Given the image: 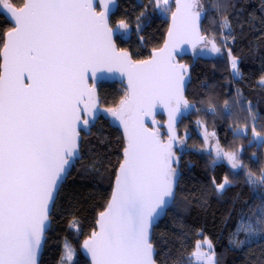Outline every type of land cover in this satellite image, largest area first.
<instances>
[{
  "label": "snow or ice",
  "instance_id": "6c2138e0",
  "mask_svg": "<svg viewBox=\"0 0 264 264\" xmlns=\"http://www.w3.org/2000/svg\"><path fill=\"white\" fill-rule=\"evenodd\" d=\"M150 2L161 11L170 10L169 0ZM112 3L25 0L17 9L8 0H0V7L16 25L5 34L0 66V264H37L50 208L66 166L78 150L77 125H88L87 120H80L79 111H88L95 102V88L89 86V78L95 80L99 70L114 68L127 75L128 95L118 108L108 110L123 126L124 159L111 199L98 213V231H92L83 247L92 264H156L149 231L159 210L174 197L175 119L182 109L194 107L184 97L187 68L176 62L175 51L184 43L195 47L200 42L210 44L212 52L221 49L214 37L208 39L201 33L204 10L200 0H175L173 26L164 47L154 50L151 59L134 61L113 39L114 30L108 21ZM98 5L102 10H97ZM222 26L230 27L227 16L222 18ZM117 28L127 30L128 24L121 20ZM228 54L233 73L239 76L238 58L230 49ZM260 83L264 86V77ZM158 104L168 110L167 141L144 122ZM232 107L224 102L227 115L233 114ZM246 107L251 116V103ZM207 110L216 112L211 104ZM247 131L245 125L234 129V134L246 135ZM251 131L254 141H264L254 123ZM211 137L215 140L210 150L214 165L226 161L230 170L246 169L238 151H225L214 132ZM204 139L207 144L209 134ZM256 180L248 173L249 184ZM230 183L225 176L215 187L222 192ZM260 183L264 184V176ZM258 231L264 232V219L255 223L251 218L247 223L242 219L237 234L244 232L246 239L235 243H249L248 238ZM204 244L210 251H199L197 244L195 260L198 264H216L211 241ZM64 250L62 264L73 256L69 243L65 242Z\"/></svg>",
  "mask_w": 264,
  "mask_h": 264
},
{
  "label": "trees",
  "instance_id": "16d2710c",
  "mask_svg": "<svg viewBox=\"0 0 264 264\" xmlns=\"http://www.w3.org/2000/svg\"><path fill=\"white\" fill-rule=\"evenodd\" d=\"M8 2L21 7L25 0ZM174 3L171 0L170 10L163 13L150 0H119L111 25L121 20L128 24L115 38L119 49L129 50L134 60L150 57L166 39ZM200 5L204 10L203 33L208 39L215 38L221 53L210 57L192 53L179 58L190 65L187 98L194 109L177 127L182 148L176 166L180 181L173 206L153 231L156 261L188 264L198 240L208 237L217 264H264V232L258 231L243 246L235 243L246 239L244 232L237 234L242 219L245 223L249 218L253 223L264 219V184L260 183L264 141H254L251 131L254 123L264 136V86L260 83L264 77V0H200ZM224 16L229 28L222 26ZM12 27L0 7V54L5 34ZM229 49L238 58L239 77L232 74ZM98 91L104 109H115L128 95L127 88L118 82L101 83ZM225 101L233 105L232 115L226 114ZM249 102L251 116L246 107ZM209 104L215 107V114L207 110ZM158 119L166 118L159 115ZM245 125L246 135L234 134V129ZM203 130L214 132L224 150L239 151L246 169L230 170L226 161L214 165L213 154L205 150ZM161 132L166 138L164 128ZM125 145L122 131L106 115H101L89 134L83 133L82 158L58 192L40 264H62L65 242L72 247L73 256L63 264H90L82 245L96 229L98 213L109 202ZM248 173L257 178L256 183L249 184ZM225 176L231 183L218 192L215 185Z\"/></svg>",
  "mask_w": 264,
  "mask_h": 264
},
{
  "label": "water",
  "instance_id": "95a60500",
  "mask_svg": "<svg viewBox=\"0 0 264 264\" xmlns=\"http://www.w3.org/2000/svg\"><path fill=\"white\" fill-rule=\"evenodd\" d=\"M118 5H119V0H113V3L110 5V11H109V14H108V21H109V26L114 30L113 39L115 41V44H116L117 48L119 49L117 41L115 40V38H116V36H118L121 33V30L117 28V25L116 26H112L111 25L112 15L115 14V12L117 11ZM174 5H175V7H174V10L172 11V13L170 15L169 26H168L169 28H168V31H167L166 36H165V38H166L165 41L168 39V35L167 34H168L169 30L173 26L172 14L175 13V11H176V3H174ZM12 6L17 8V9L23 7V6L17 7L15 5H12ZM97 10L100 11V10H102V8H100L99 5H98L97 6ZM2 11H3V13H6V16H7L8 20L13 25V27H12V29H13L16 26L13 17L3 7H2ZM203 17H204V15H202V17H201L200 26H201ZM12 29H10L9 31H11ZM9 31H7V32H9ZM201 33H202V35H204L203 30H202V26H201ZM165 41L162 44V46L157 48L156 50H159V49L163 48L164 44H165ZM5 42H6V36H5ZM203 43H205V42L197 43L195 45V47H193L191 44L184 43V44L180 45L175 51V60H176V62L179 63V64H182V65H185L186 68H187V74L185 76V84H184V93H183L184 97L187 100H188V98H187V92L188 91L187 90H188L189 84H190L191 69H190V65L188 66L185 62L181 61L179 58L183 57V56H189V54L194 53V51L197 48V46H199V44H203ZM124 50H126V49H124ZM126 51L130 53L129 50H126ZM152 55H153V52H152L151 56L146 58L145 60L151 59ZM0 56H1V65L0 66H2V64H3V49L1 51ZM131 57H132V55H131ZM134 61H140V60H134ZM104 82H110V83L118 82L120 84H123L127 88V75H126V73H121L118 69H115V68L112 71H108L107 69H101V70H99L97 72V78L95 80H93L91 77L89 78V81H88L89 86L90 87L94 86V88H95V102H94L93 105L90 106L88 111L83 110V108H81V110L79 111L80 120L81 121L87 120L88 121V125L84 126L82 123L77 125V130L79 131V136H80V139L78 141V145H79L78 146V150H77L75 156L69 161V165L66 166L67 167V171H66V173H65V175H64V177H63V179L61 181V186L59 187L58 192H59L60 188L62 187V185L65 183V180L68 177L69 173L71 172V169L73 167H75V165L77 164L78 160H80L82 158L81 144H82V141H83V133L85 132V133L89 134L91 129L93 128V126L100 119L101 115L108 116L110 118L111 122L115 126H118L120 128V130L122 131L123 137H125L122 124H120V122L117 119H115V118H113L111 116L110 112L108 111L109 109H106V108L104 109L102 107V105H101V99H100L98 87H99V85L101 83H104ZM189 103H190V101H189ZM116 108H118V106ZM193 109H194V107L193 108H189L187 110H183L182 109V111L176 116V119H175L174 130H175V134H176L177 139L175 141H173L172 151H173V153L175 154V156L177 158L176 162L173 163V168H175L177 175H176V183H175V186H174V197L168 200V203L162 209L159 210V214L154 218L153 223H152V227L150 228V231H149V238H150L151 242L153 240V234H154L153 231H154L155 226H157L160 223V221L165 217V215L169 211V208H171L173 206L174 201H175V196H176L177 189H178L177 187H178V184H179V181H180V177H179V174H178L176 166L180 162L179 152H181V150H182L180 145H178L179 136L177 134V127H178L179 122H181V120L184 117L189 116V114H191V111ZM159 115H163L166 118L165 121L159 120L158 119ZM168 119H169V117H168L167 108H165L163 105L158 104L156 106V108L153 110V114L151 116L144 117V122H145V124H146V126L148 128L157 129L159 131V133H160L161 139L164 140V141H167L168 140V135H169L168 127H167ZM153 120H155V123L152 122ZM163 128H164V131H165V133L167 135L166 138H164V136L162 135V132H161V130ZM118 168H119V166H118ZM114 187H115V181H114V185H113L112 191L114 190ZM57 197H58V195L56 196V199H57ZM110 199H111V197H110ZM110 199H109V201H110ZM54 203H55V201H54ZM54 205L55 204H53L51 206L50 211H49V220L47 222V226H46L45 232H44V239L42 241L41 248H40L39 254L37 256V264H40V262L42 260L41 257H42V254L44 252V249H45L44 246H45L46 240H47V232L51 228V222H52L51 213L53 211ZM95 230L98 231V227H96ZM153 247H154V259L156 260L157 249H156L154 244H153ZM83 252H84L85 257H87V259L89 260L90 264H92L91 256L88 253V251L86 249H84V247H83ZM156 264H158L157 261H156Z\"/></svg>",
  "mask_w": 264,
  "mask_h": 264
},
{
  "label": "rangeland",
  "instance_id": "374dc122",
  "mask_svg": "<svg viewBox=\"0 0 264 264\" xmlns=\"http://www.w3.org/2000/svg\"><path fill=\"white\" fill-rule=\"evenodd\" d=\"M170 3H171V0H169V6H170ZM161 11V10H160ZM161 12H163V13H165V11H161ZM218 47V46H217ZM211 48V45H209V44H206V43H203V44H199V46H197V48L195 49V51H194V55L197 57V56H199V55H205V56H207V57H210V56H213V55H218V54H220L221 53V51L219 52V53H215V52H212V51H210L209 49ZM220 49H221V47H219ZM233 56V55H232ZM235 57V56H234ZM230 63H231V61H230ZM237 67L239 68V72H240V67H239V62H238V64H237ZM232 74L234 75V73H233V70H232ZM235 76V75H234ZM240 76V75H239ZM239 76H236V77H239ZM202 133V135L205 137V134L207 133V134H209V139H208V143L206 144V146H205V150L207 151V152H209L210 153V150H211V146L213 145V144H215V140L211 137V132H209V131H206V130H203V132H201ZM215 138L217 139V137H216V135H215ZM259 142H261V141H259ZM221 146V145H220ZM226 151V150H225ZM239 152V151H238ZM239 159H240V153H239ZM225 162V161H224ZM205 240H209V241H211L208 237H204V238H200L199 240H198V243L197 244H199L201 247H200V249H199V251H202V252H208V251H210L206 246H205V244H204V242H205ZM211 243H212V241H211ZM212 246H213V243H212ZM197 251V248L194 250V252H196ZM215 252V251H214ZM193 258L188 262V264H198V262L195 260V257L194 256H192ZM215 260H216V253H215ZM216 264H217V262H216Z\"/></svg>",
  "mask_w": 264,
  "mask_h": 264
}]
</instances>
